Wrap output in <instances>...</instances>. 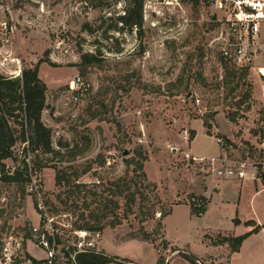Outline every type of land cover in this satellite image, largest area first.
<instances>
[{
	"label": "rangeland",
	"instance_id": "1",
	"mask_svg": "<svg viewBox=\"0 0 264 264\" xmlns=\"http://www.w3.org/2000/svg\"><path fill=\"white\" fill-rule=\"evenodd\" d=\"M127 6L128 0H0V56L18 74L40 62L39 76L47 86L42 120L51 129L53 148L50 153L25 155L26 143L21 137L24 118L19 110L13 111L9 118L17 143L14 155L3 160L5 169L12 173L26 158L30 178L37 179L45 202H51L62 246L78 238L71 223L80 211L55 210L61 209L57 170L70 168L71 172L91 166L79 181L106 184L124 175V158L142 146L148 158L144 169L148 179L157 184L164 209L181 204L163 219V236L156 242L158 256L168 262L179 256L171 251L178 248L193 253L199 264H231L235 252L227 243L215 241L233 234L211 228L227 229L237 210L245 218L261 216L264 192L256 211L251 203V180L244 179L249 182L241 190L237 180L243 179L222 177L217 170L247 161L256 165L257 178L264 180L261 85L248 73L235 92L228 93L238 79L224 78L225 67L211 47L216 24L210 0H201L198 6L183 0H144L142 24L120 29L118 17ZM83 53L96 55L97 63L78 66ZM78 75L83 84L79 100L72 102L66 91ZM247 89L251 97L237 107L235 103L242 101ZM229 115H234V120ZM205 120L211 128L204 126ZM219 137L225 141L224 147L217 142ZM125 150L129 151L126 156ZM196 152L219 153L207 157ZM248 170H253L249 164ZM28 182L26 208H17L8 228L0 233V248L15 245L16 239L25 235V222L31 221L28 212L36 220L31 221L33 225L40 220ZM0 192L8 199L13 194L1 180ZM17 196L19 204L21 193ZM200 196L208 205L212 201L210 211L201 218L190 217V209L183 203L200 208L205 204ZM8 214L5 209L3 223ZM160 215L157 212L156 218ZM154 224L153 220L146 225L152 230ZM136 225L133 214L115 228L106 227L97 248L102 250L103 233L108 242L109 236L126 241ZM144 242L133 240L107 248L112 254L103 251L140 264L148 250ZM39 251L37 255L43 256ZM26 252L22 248V255Z\"/></svg>",
	"mask_w": 264,
	"mask_h": 264
},
{
	"label": "trees",
	"instance_id": "2",
	"mask_svg": "<svg viewBox=\"0 0 264 264\" xmlns=\"http://www.w3.org/2000/svg\"><path fill=\"white\" fill-rule=\"evenodd\" d=\"M144 0H128V6L124 13L118 17L122 23L120 29H131L134 26L142 24V8ZM192 3L193 6H198L201 0H183ZM98 58L94 54L83 53L81 55V62L78 66L87 67L96 64ZM225 67L224 78L233 77L238 81L229 88V94L235 92L240 86V82L248 75L246 69H235L228 61L222 62ZM40 62L33 67L25 68L20 77H8L0 74V180L4 186L11 188L12 196L9 198L7 209L9 214L5 222L0 226V233L4 232L8 226V221L14 217L17 208H26L25 201V186L26 182L30 180L28 174V165L26 158L23 159V165L15 167L14 171L10 173L5 169L3 160L11 158L14 155V147L17 143V136L15 129L10 123V113L20 111L24 118L22 124L21 137L26 143L23 153L28 155L30 153L36 154L39 151L46 153L52 152L51 129L47 127L42 120V113L46 106V91L47 86L39 76ZM232 67V68H230ZM251 97V90L247 89L242 94V101L236 102L235 105L240 107L242 102ZM229 119L234 120V115H229ZM204 126L211 128L212 125L208 121H204ZM211 134L210 132H208ZM227 140L226 136H222ZM147 156L142 150V146L135 148L134 154L130 157L124 158L126 171L124 175L120 176L114 181H108L102 184L81 182L79 179L91 170V166L84 170L75 169L69 172L70 168L58 169L56 172V185L61 188V192L57 196L58 205L65 212L72 211L78 214L77 220L71 223L72 231L86 230L94 233H100L106 227L115 228L123 223L124 219H128L134 214L137 225L128 233L126 239H136L151 243L155 248L156 242L163 236L164 223L163 219L171 214L172 206L169 209H164L161 197L157 192V184L148 179L147 173L144 169V163ZM72 173V174H69ZM72 177V179H71ZM100 180V179H99ZM21 193L20 202L17 203L18 193ZM204 201V206L194 208L191 203V213L194 216H201L206 212L208 207V200L204 196H200ZM81 201V203H80ZM48 212L52 215L51 202L46 200ZM5 210L1 212V215ZM160 212V218H156V213ZM53 216V215H52ZM155 221L154 228L149 230L147 223ZM235 224L241 221L236 216L233 219ZM247 226H255L256 222L248 220L245 222ZM32 228L31 221L25 222V241H23V248H26V240L31 239L30 230ZM261 226H256L253 230L241 235H226L221 237L216 244L227 243L232 252H238L243 241L252 233L258 232ZM77 237V236H76ZM75 238L74 241H76ZM163 241V240H162ZM59 243L62 244L61 238ZM163 243V242H162ZM164 249L168 248V244H163ZM69 247V248H68ZM75 248L72 247V242H67L62 245V252L65 257H69L70 252ZM1 250V248H0ZM177 251V254L185 258L190 264H199L198 258L191 252H184L176 248L171 250ZM27 253V252H26ZM30 258V254H26ZM35 260V258L31 257ZM77 264H136L132 260L118 255L107 254L103 250H88L78 252L76 255ZM68 263L70 261L68 260ZM157 264H167L166 258L159 255Z\"/></svg>",
	"mask_w": 264,
	"mask_h": 264
},
{
	"label": "built area",
	"instance_id": "3",
	"mask_svg": "<svg viewBox=\"0 0 264 264\" xmlns=\"http://www.w3.org/2000/svg\"><path fill=\"white\" fill-rule=\"evenodd\" d=\"M213 8L215 31L211 47L221 66L223 61H228L235 69H246L256 76L260 83L264 96V0H210ZM68 51V50H66ZM6 60L0 56V73L8 77H20L17 69L7 66ZM83 84L80 75L76 76L68 84V99L72 102L79 100L78 90ZM217 142L224 147L225 141L217 138ZM264 147V142H263ZM204 158H201L203 160ZM215 160V158H213ZM248 164L253 168L248 170ZM254 163L243 161L237 167H226L217 170L218 174L225 178L256 179L257 172ZM255 169V170H254ZM264 172V165L261 167ZM28 192L37 199V208L40 220L37 225L32 224L30 230L31 239L44 250L43 259L33 260L22 255V242L24 236L20 235L15 245L1 247L0 264H77L78 252L96 250L100 233L86 230L73 231L78 235L72 242L75 248L65 257L62 246L59 243V232L55 225V217L48 212V207L42 194L37 179L31 176L27 184ZM9 199L0 192V226L3 224L1 212L7 209ZM97 237V238H96ZM12 239L13 236L9 235ZM69 248V247H68ZM68 260L70 263H68Z\"/></svg>",
	"mask_w": 264,
	"mask_h": 264
},
{
	"label": "crops",
	"instance_id": "4",
	"mask_svg": "<svg viewBox=\"0 0 264 264\" xmlns=\"http://www.w3.org/2000/svg\"><path fill=\"white\" fill-rule=\"evenodd\" d=\"M198 135V133H197ZM197 135L195 137V139L197 138ZM209 136V135H208ZM212 137V136H211ZM195 141L192 142V144H194ZM219 153V152H218ZM218 153H213V154H202V153H198L196 152L197 155L199 156H207V157H213L218 155ZM251 180V190H252V194H251V203L254 205L255 210L257 211V203L260 202V197L262 196V192H264V180H261L260 178H256V179H252ZM231 181V180H229ZM239 188L242 190V188L245 185H247V182L249 181H239L237 180ZM221 188L219 189V191L216 193H220ZM241 193V191H240ZM261 195V196H260ZM213 196V195H212ZM212 200V197H211ZM212 201H210L207 210L205 213H203L201 216H194L191 214V207L189 204L183 203V205L189 207L190 209V217L193 218H201L204 215H206L209 211H210V205H211ZM178 205L181 204H175L173 205L172 208V212L174 211V208ZM259 205V204H258ZM170 215H168L166 217V219L169 217ZM238 217L240 219V223L239 224H235L233 222V219L235 217ZM28 217L31 221H36L34 219V217L30 214V212H28ZM39 219V218H38ZM165 219V220H166ZM248 220H253L256 222L255 226H247L245 225V222ZM166 224V222H165ZM261 226V229L258 232H254L252 234H250L242 243L240 250L238 252H235L232 254L231 256V264H264V205H263V213L262 215H254L252 214L251 217H243L242 215L238 214V210L236 211V215L234 217L231 218V222H229L228 224V228H221V227H215L214 229L211 228V230H216V231H228L230 233H232L233 235H241L244 233H247L251 230H253L256 226ZM207 229V228H206ZM104 236V237H103ZM106 234L103 233L101 240H100V247L102 250H105L107 253H111L109 252L107 248H116L119 245H123L129 241H135L136 239H131V240H126V241H118L115 237H111L109 236L110 240L109 242L107 240H105L106 238ZM138 241V240H137ZM148 245V250L147 252H145L144 256H145V260L143 262H141L140 264H157V260H158V254H157V250L155 248V246L151 243L148 242H144ZM145 245V244H144ZM152 247V251L153 253L150 254V248ZM26 251L28 254H30L31 257L35 258L36 260L38 259H43L45 257V252L42 248H39L38 246H36L34 244L33 241L29 240L26 242ZM39 249L42 250L43 252V256H38L37 254H40ZM145 249V248H144ZM149 252V253H148ZM148 253V254H147ZM112 254V253H111ZM147 254V255H146ZM113 255H117V254H113ZM119 256V255H118ZM30 257V258H31ZM128 258V257H126ZM130 259V258H128ZM132 260V259H130ZM110 264H115V263H110ZM167 264H190L185 258L181 257V256H175L170 260H168Z\"/></svg>",
	"mask_w": 264,
	"mask_h": 264
},
{
	"label": "water",
	"instance_id": "5",
	"mask_svg": "<svg viewBox=\"0 0 264 264\" xmlns=\"http://www.w3.org/2000/svg\"><path fill=\"white\" fill-rule=\"evenodd\" d=\"M129 154V151L128 150H125L124 151V155L126 156V155H128Z\"/></svg>",
	"mask_w": 264,
	"mask_h": 264
}]
</instances>
